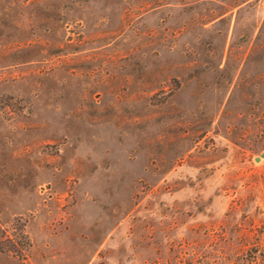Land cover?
Listing matches in <instances>:
<instances>
[{"label":"rangeland","instance_id":"1","mask_svg":"<svg viewBox=\"0 0 264 264\" xmlns=\"http://www.w3.org/2000/svg\"><path fill=\"white\" fill-rule=\"evenodd\" d=\"M263 104L264 0H0V264L248 263Z\"/></svg>","mask_w":264,"mask_h":264},{"label":"trees","instance_id":"2","mask_svg":"<svg viewBox=\"0 0 264 264\" xmlns=\"http://www.w3.org/2000/svg\"><path fill=\"white\" fill-rule=\"evenodd\" d=\"M257 128H258V140L263 144L264 149V104L263 108L259 113H257ZM255 185L261 183V185L258 187L260 191H262V195L260 196L261 201H263L264 205V171L260 172L258 174V178H256ZM249 184V183H248ZM252 186V184L250 185ZM255 196H253V199ZM252 197L249 198L251 200ZM239 205V203H238ZM240 206H248L247 201L240 203ZM256 208H258L257 205H255ZM233 209H236V207H233ZM259 209V208H258ZM260 210V209H259ZM252 222V221H251ZM235 231H238V228H235ZM236 242L238 244V248L235 249V251H232L230 255H251V258L248 260V263H242V264H257V259L259 256V259H261V263L264 264V222L261 223V225H253L251 223V228L247 231H242L240 234L237 233L236 236ZM256 257V258H255ZM240 258H245L243 256H240Z\"/></svg>","mask_w":264,"mask_h":264},{"label":"water","instance_id":"3","mask_svg":"<svg viewBox=\"0 0 264 264\" xmlns=\"http://www.w3.org/2000/svg\"><path fill=\"white\" fill-rule=\"evenodd\" d=\"M260 157H264V153H261ZM260 157H256L255 160L258 161L260 159Z\"/></svg>","mask_w":264,"mask_h":264}]
</instances>
